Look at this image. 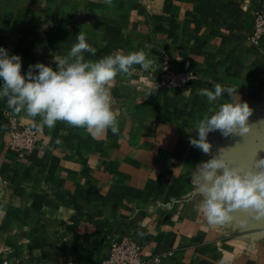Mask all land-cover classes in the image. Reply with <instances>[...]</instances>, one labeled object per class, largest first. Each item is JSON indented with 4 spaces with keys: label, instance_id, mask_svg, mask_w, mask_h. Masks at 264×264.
Wrapping results in <instances>:
<instances>
[{
    "label": "crops",
    "instance_id": "crops-1",
    "mask_svg": "<svg viewBox=\"0 0 264 264\" xmlns=\"http://www.w3.org/2000/svg\"><path fill=\"white\" fill-rule=\"evenodd\" d=\"M258 10L264 0H0V47L21 57L22 74L37 63L56 70L54 56H67L79 32L97 49L85 60L143 51L152 61L112 82L115 134L93 138L63 121L48 128L0 98V264H102L109 242L125 237L159 264H264V219L237 210L211 225L198 210L195 172L211 156L189 143L211 115L199 91L221 84L238 92L214 107L247 102L251 130L210 132L212 155L224 150L237 167L264 158V37L249 41ZM164 57L197 78L157 88ZM11 118L41 130L27 156L8 148Z\"/></svg>",
    "mask_w": 264,
    "mask_h": 264
},
{
    "label": "clouds",
    "instance_id": "clouds-1",
    "mask_svg": "<svg viewBox=\"0 0 264 264\" xmlns=\"http://www.w3.org/2000/svg\"><path fill=\"white\" fill-rule=\"evenodd\" d=\"M111 4V0H104ZM67 56H54L56 70L43 63L29 65L21 73L22 60L19 55H9L0 47V98H6L7 106L15 113L26 112L29 117L40 116L42 126L53 128L57 121L84 128L93 138L103 135L111 128L113 134L119 131L117 114L112 110L111 86L118 73L131 76L140 65L148 70L152 61L143 51L127 55L117 52L98 61L85 60L84 52L92 55L97 49L86 42V36L79 32ZM38 70V71H37ZM231 97L238 89L214 85V91L201 89L199 94L207 97L208 113L199 121L197 137H189L191 146L211 156L197 165L195 184L203 197L198 210L211 225H224L233 220L232 213L243 210L256 220L264 219V158L255 159L246 167L233 166L226 158L225 151L212 155L208 134L220 131L227 137L232 134L244 136L250 132L248 118L252 109L247 102L220 104L214 102L224 93ZM241 226L247 219L239 218ZM156 264H159L157 258Z\"/></svg>",
    "mask_w": 264,
    "mask_h": 264
},
{
    "label": "built area",
    "instance_id": "built-area-1",
    "mask_svg": "<svg viewBox=\"0 0 264 264\" xmlns=\"http://www.w3.org/2000/svg\"><path fill=\"white\" fill-rule=\"evenodd\" d=\"M262 37H264V13L258 10L254 16L249 41L256 46ZM196 78L197 74L193 69L184 66L174 70L171 68L168 58L164 57L156 86L164 89H180ZM7 136L8 148L18 157H23L39 146L41 130L38 125H19L14 118H11ZM157 258H159L160 263V256L145 257L142 246L125 237L120 241L112 240L109 242L108 253L102 260V264H156Z\"/></svg>",
    "mask_w": 264,
    "mask_h": 264
}]
</instances>
